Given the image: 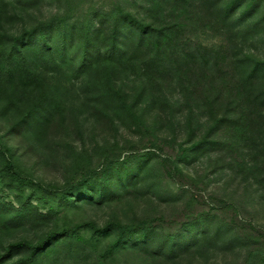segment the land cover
Wrapping results in <instances>:
<instances>
[{
	"label": "rangeland",
	"instance_id": "374dc122",
	"mask_svg": "<svg viewBox=\"0 0 264 264\" xmlns=\"http://www.w3.org/2000/svg\"><path fill=\"white\" fill-rule=\"evenodd\" d=\"M243 9L233 33L199 0H38L27 9L0 0L8 35L53 24L51 48L34 40L25 50L37 89L0 81V264H264V119L213 133L202 87L212 86L224 105L236 101L242 113L237 86L225 73L198 79L175 64L181 46L225 47L264 61L262 13L245 18ZM120 11L158 29L176 26L170 63L155 79L135 61L107 64L104 87L125 109L96 113L77 47L109 38ZM25 108L43 110L45 123L26 124ZM122 161L137 172L120 178ZM105 169L113 191L104 199L77 192ZM22 201H30L28 216H20ZM118 225L174 237L177 255L159 254L138 235L121 238ZM49 239L33 257L29 249H11Z\"/></svg>",
	"mask_w": 264,
	"mask_h": 264
},
{
	"label": "trees",
	"instance_id": "16d2710c",
	"mask_svg": "<svg viewBox=\"0 0 264 264\" xmlns=\"http://www.w3.org/2000/svg\"><path fill=\"white\" fill-rule=\"evenodd\" d=\"M199 1L203 8L214 17V20L227 31L235 32L234 16L243 6V17L251 18L255 14L262 13L260 21L264 23V9L262 10L264 0H231L224 5H221L219 0ZM11 2L12 5L27 9L35 6L38 0H11ZM120 17L116 18L113 33L109 38L103 40L94 37L88 38L77 47L79 51L78 68L86 77L89 101L93 104L96 113H116L125 109L124 100L104 87L107 81L105 70L107 64L120 63L123 60L135 61L139 63L146 77L155 79L165 77L167 63H170L165 56L166 51L172 48L171 45H174L173 29L176 26L158 29L123 11H120ZM126 23L129 25H125ZM52 25L51 22L44 23L26 30L16 37L6 34L0 27V81L6 82L16 89H24L28 93H30L29 89H37L38 80L29 66L25 50L28 44L34 40H40L45 47L51 48L49 30ZM124 26H129V29L125 30ZM175 54L177 56L175 64L186 76L205 80L225 73L228 79L237 86V91L234 94L240 97L244 103L245 109L242 113L236 111V101L232 100L224 105L221 94L212 93V86L202 87L203 107L206 109L213 133L242 127L246 124L254 127L263 122L264 89L261 85L264 82V61L242 57L225 47L191 48L181 46L175 48ZM24 111L26 119L23 121L26 124L37 127L45 123L46 115L43 110L25 108ZM253 139L255 142L254 137ZM208 143L217 145L211 141ZM203 145L205 143L202 141L199 147ZM145 156L147 155L140 158L143 159ZM117 164V173L120 178L129 177L137 172V167H130L126 161ZM108 172L105 169L100 174L92 175L80 185L81 189L79 188L77 192L87 190L91 198L104 199L109 192L113 191L106 181ZM11 175L14 176V173ZM20 203V216H28L31 213L28 208L30 201ZM1 207H5L3 199H0ZM205 218L199 216L198 219H200L199 225L206 230L208 223ZM115 228L121 238H125L126 235L135 238L138 235L146 245L154 243L158 246L159 254H164L171 259L177 255L174 237L170 235L159 237L152 227L118 225ZM51 240L41 241L34 246L28 243H19L12 245L11 249H29L33 257L50 244Z\"/></svg>",
	"mask_w": 264,
	"mask_h": 264
}]
</instances>
